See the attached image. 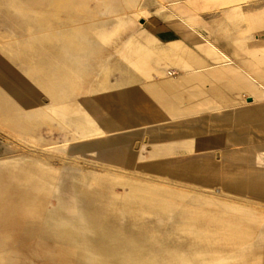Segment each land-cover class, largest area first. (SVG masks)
I'll list each match as a JSON object with an SVG mask.
<instances>
[{
  "label": "rangeland",
  "instance_id": "1",
  "mask_svg": "<svg viewBox=\"0 0 264 264\" xmlns=\"http://www.w3.org/2000/svg\"><path fill=\"white\" fill-rule=\"evenodd\" d=\"M226 1L36 0V45L69 55L70 111L46 121L36 109L23 133L0 124V264H264V146L246 137L134 141L122 123L144 97L128 102L124 87L150 89L129 61L157 46L143 33L179 40L168 21L185 20L221 43L240 21ZM223 218L231 237L217 232Z\"/></svg>",
  "mask_w": 264,
  "mask_h": 264
},
{
  "label": "crops",
  "instance_id": "2",
  "mask_svg": "<svg viewBox=\"0 0 264 264\" xmlns=\"http://www.w3.org/2000/svg\"><path fill=\"white\" fill-rule=\"evenodd\" d=\"M226 2L235 4L232 14L238 13L240 21L239 26L234 23L230 31L222 32L221 43L193 31L185 20L168 21L179 40L158 44L143 33L144 39L165 49L169 59L155 64L149 77L139 72L143 77H137L138 84L150 82L154 90L151 96L164 100L159 104L141 93L143 99L133 107L134 119L122 121L128 126L123 129L137 131L134 141H231L246 137L264 146V0ZM167 99H173L170 104L174 110L167 107ZM244 115L255 122L244 120ZM228 122L233 124L231 131H227Z\"/></svg>",
  "mask_w": 264,
  "mask_h": 264
},
{
  "label": "bare ground",
  "instance_id": "3",
  "mask_svg": "<svg viewBox=\"0 0 264 264\" xmlns=\"http://www.w3.org/2000/svg\"><path fill=\"white\" fill-rule=\"evenodd\" d=\"M24 11L30 26L27 43H23L21 38V18ZM38 23L36 0H0V124L11 131L25 132L26 122L32 123L34 114L41 113L36 109L46 111V121L55 113L65 116L70 111L67 105L68 52L64 50L58 53L54 47L37 46L35 41ZM74 51L79 53L81 47L77 46ZM168 59L166 50L154 45L150 49L138 48L129 56L131 65L147 77L155 64ZM23 65L28 67V72L24 74L16 70L17 66ZM128 89L124 90L128 102H133L136 95L142 92L149 95L154 91L153 88L144 89L137 85ZM43 97L48 99V103H43L45 100L42 102ZM54 105L59 106L55 108ZM31 109L33 113L30 114ZM65 203L58 198L59 205ZM195 216L201 219L203 213L196 211ZM216 220L217 232L222 233L225 238L231 237L233 230L224 228L228 220Z\"/></svg>",
  "mask_w": 264,
  "mask_h": 264
},
{
  "label": "water",
  "instance_id": "4",
  "mask_svg": "<svg viewBox=\"0 0 264 264\" xmlns=\"http://www.w3.org/2000/svg\"><path fill=\"white\" fill-rule=\"evenodd\" d=\"M70 217V216H69ZM71 218H78V216L77 217H71Z\"/></svg>",
  "mask_w": 264,
  "mask_h": 264
}]
</instances>
